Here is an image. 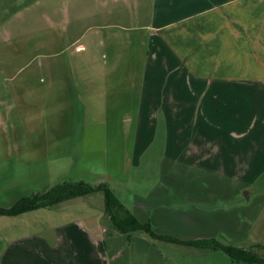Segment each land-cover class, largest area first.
Returning <instances> with one entry per match:
<instances>
[{
    "label": "crops",
    "instance_id": "0c3cea01",
    "mask_svg": "<svg viewBox=\"0 0 264 264\" xmlns=\"http://www.w3.org/2000/svg\"><path fill=\"white\" fill-rule=\"evenodd\" d=\"M0 61V173L100 175L183 242L117 230L98 192L0 216V264H245L194 244L264 247V0H0Z\"/></svg>",
    "mask_w": 264,
    "mask_h": 264
},
{
    "label": "trees",
    "instance_id": "16d2710c",
    "mask_svg": "<svg viewBox=\"0 0 264 264\" xmlns=\"http://www.w3.org/2000/svg\"><path fill=\"white\" fill-rule=\"evenodd\" d=\"M102 192L105 196L106 210L112 218L115 228L123 233L144 231L152 238L170 243L182 244L177 239L159 236L148 225L139 223L128 211L118 208V201L107 183H89L85 181L58 184L45 193L35 194L20 200L14 207L4 209L0 207V216L16 217L40 209L52 208L64 202ZM194 246L202 249L219 250L225 253L235 263L264 264V255L257 250L264 251V247L245 250L224 246L216 241H201Z\"/></svg>",
    "mask_w": 264,
    "mask_h": 264
},
{
    "label": "rangeland",
    "instance_id": "374dc122",
    "mask_svg": "<svg viewBox=\"0 0 264 264\" xmlns=\"http://www.w3.org/2000/svg\"><path fill=\"white\" fill-rule=\"evenodd\" d=\"M41 61H34L33 65H30L29 68H25L26 63H18L17 70L21 71L17 75V81H24L27 76L31 73V71H35L36 66L40 64ZM23 68V69H22ZM3 70V63L0 61V72ZM10 76H4L0 74V84L6 85L12 84V80ZM38 81V79L33 78L32 82ZM32 145L33 151H36V148L39 147L37 143H28ZM10 173H0V177H4V179H0V185H26L23 189H18V195L15 198H10L1 203L0 207L4 209H10L14 207L20 200L24 198L31 197L35 194L45 193L50 188L55 185L63 184V183H74V182H89V183H98L101 177L100 175H89L83 173H77L76 168H72L71 166L65 165V167H59L54 165H48V167H44L43 169L33 168L29 171L28 168H21L9 166ZM15 168V169H14ZM114 176L121 177V179H135V177L140 175H135L134 173H127L125 175L114 174ZM151 176V175H148ZM109 183V182H108ZM107 183V184H108ZM109 185V184H108ZM116 185V184H114ZM94 209H98L97 205L94 206ZM40 213H53L51 212H40ZM264 255V252H262Z\"/></svg>",
    "mask_w": 264,
    "mask_h": 264
}]
</instances>
